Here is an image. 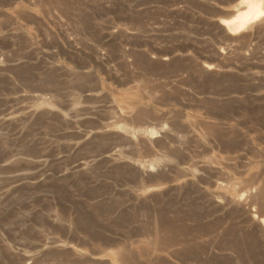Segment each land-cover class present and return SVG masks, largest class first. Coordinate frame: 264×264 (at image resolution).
<instances>
[{"label": "rangeland", "instance_id": "374dc122", "mask_svg": "<svg viewBox=\"0 0 264 264\" xmlns=\"http://www.w3.org/2000/svg\"><path fill=\"white\" fill-rule=\"evenodd\" d=\"M244 1L0 0V264L126 247L131 264H264V225L211 199L253 187L264 207V28L224 24Z\"/></svg>", "mask_w": 264, "mask_h": 264}, {"label": "bare ground", "instance_id": "6f19581e", "mask_svg": "<svg viewBox=\"0 0 264 264\" xmlns=\"http://www.w3.org/2000/svg\"><path fill=\"white\" fill-rule=\"evenodd\" d=\"M245 2V4L243 3V4H239V7L240 8H244V10L240 13V14H238L235 18H233V19H231V20H229V21H225L224 22V24H226L227 25V27L229 28V30H230V32L231 33H235V35H236V33L238 32L239 33V31L241 32L248 24H254L255 23V25H256V27L259 25V26H262L263 28H264V0H245L244 1ZM232 13H233V10H231V9H227L226 10V14L228 15V16H230V14L232 15ZM258 26V27H259ZM255 27V26H254ZM256 27H255V29L254 30H257L256 29ZM245 30V29H244ZM262 30V29H261ZM259 31V30H258ZM244 32V31H243ZM260 32V31H259ZM264 32V31H263ZM132 33H134V32H132ZM242 33V32H241ZM128 34V33H127ZM135 34V33H134ZM240 34V33H239ZM114 35V34H113ZM241 36V35H240ZM255 36V35H254ZM232 43V42H231ZM219 52V51H218ZM229 52V51H228ZM231 53V52H230ZM220 55H221V52H220ZM214 56V55H213ZM223 57H225V56H223ZM170 58V57H169ZM157 59V58H156ZM163 60H167L168 58L167 57H164V58H162ZM222 59H224V58H222ZM151 60V59H150ZM155 60V59H154ZM209 60V59H208ZM228 60V59H227ZM166 65V64H165ZM196 66H197V64H196ZM206 67V68H205ZM205 69H211L212 67L211 66H207V65H205ZM199 72V71H198ZM201 72H202V70H201ZM203 75V74H202ZM175 76V75H174ZM181 76H182V74H181ZM183 77V76H182ZM167 79H165V81H166ZM170 80V78H168V80H167V82ZM172 80V79H171ZM163 81V80H162ZM173 81H174V78H173ZM175 82V81H174ZM170 83V82H169ZM259 89V88H258ZM182 96V95H181ZM195 97V96H194ZM261 97V96H260ZM206 98V97H205ZM228 98V97H227ZM232 98V97H231ZM257 99V98H256ZM255 99V100H256ZM259 100V99H258ZM235 101V100H234ZM188 103V102H187ZM194 103V102H193ZM139 109V108H138ZM203 111V110H202ZM213 113V112H212ZM33 114H34V112H33ZM116 114V113H115ZM118 116H120V115H118ZM118 116H117V118H118ZM122 117V116H121ZM124 117V116H123ZM133 117H135V116H133ZM132 117V115H131V117H130V120H133L134 118ZM169 117V116H168ZM167 117V118H168ZM131 118H133V119H131ZM124 119V118H123ZM216 119V118H215ZM174 121V120H173ZM206 123V122H205ZM209 123V122H208ZM183 124V123H182ZM214 124V123H213ZM191 125V124H190ZM202 125V124H201ZM207 127V126H206ZM185 128H188V126L187 125H183V129H185ZM189 128H191V127H189ZM207 129V128H206ZM205 129V130H206ZM204 130V129H203ZM212 130V129H211ZM159 131V130H158ZM144 132V131H143ZM164 132H166V129H164L163 128V133ZM207 132V131H206ZM213 132H215V131H213ZM191 133V132H190ZM130 134H132V133H130ZM157 134V133H156ZM189 134V133H188ZM220 134V133H219ZM133 135H134V133H133ZM192 135V134H191ZM135 136V135H134ZM186 136V135H185ZM132 137V136H131ZM154 137V133H152L151 132V130H150V132H146V133H143V134H140V135H137L136 137H133V141L135 142L138 138H141L142 140H144L143 142H145V143H147V144H149L151 141H152V138ZM222 138V137H221ZM163 139V138H162ZM220 139V138H219ZM141 140V141H142ZM217 140V139H216ZM159 141V140H158ZM219 144V143H218ZM225 144V143H224ZM139 147V146H138ZM237 148V147H236ZM239 148V147H238ZM237 148V149H238ZM179 149V148H178ZM172 151V150H171ZM175 151V150H174ZM173 151V152H174ZM177 151V150H176ZM175 153V152H174ZM173 153V154H174ZM179 153V152H178ZM178 153H176V154H178ZM183 153V152H182ZM181 153V154H182ZM197 153V152H196ZM199 153V152H198ZM180 153H179V155L178 156H180L181 155ZM152 155V154H151ZM241 155V154H240ZM107 156H109V157H112V155H107ZM182 156V155H181ZM253 156V155H252ZM158 157V156H157ZM156 158V157H155ZM158 159H159V157H158ZM184 159V158H183ZM187 160V159H186ZM161 162L163 161V160H160ZM182 161V160H181ZM180 161V162H181ZM202 162V161H201ZM207 162V161H206ZM203 163V162H202ZM192 165V164H191ZM197 165V164H196ZM195 165V166H196ZM207 165V164H206ZM234 165V164H233ZM142 166V165H141ZM152 166V165H151ZM144 167H146V166H144ZM154 166H152V168H153ZM157 167V166H156ZM155 167V168H156ZM143 168V167H142ZM195 168V167H194ZM154 169V168H153ZM212 168H210L209 169V171L211 170ZM214 169V168H213ZM212 169V170H213ZM144 170H147V169H144ZM150 170V169H149ZM192 170H193V168H192ZM185 171V170H184ZM184 171H182V172H184ZM194 171H196V170H194ZM194 171H185V176L186 175H195V173H194ZM203 171H204V169H203ZM181 172V173H182ZM202 172V171H201ZM205 172V171H204ZM211 172V171H210ZM145 173V172H144ZM143 173V174H144ZM179 173V172H178ZM199 172H197V174H198ZM219 173V172H218ZM218 173H216V174H218ZM197 174H196V176H197ZM206 174V173H205ZM181 175V174H180ZM182 175H183V173H182ZM200 175H203V173L202 174H200ZM196 176H195V178H196ZM204 176V175H203ZM151 177V176H150ZM149 177V178H150ZM197 177H199V176H197ZM146 179V178H145ZM150 179H152V178H150ZM186 179V178H185ZM197 179V178H196ZM163 180V179H162ZM168 180V179H167ZM173 180V179H172ZM182 181V180H181ZM191 181V180H190ZM189 181V182H190ZM195 181V180H194ZM193 181V182H194ZM249 181V180H248ZM145 182V181H144ZM171 182V181H170ZM186 182V181H185ZM192 182V181H191ZM255 182V181H254ZM180 184H181V182H179ZM178 183V184H179ZM184 183V182H183ZM186 183H188V182H186ZM251 183H253L252 181H251ZM157 184H159V183H157ZM247 184V183H246ZM192 185V184H191ZM149 186V185H148ZM251 186V185H250ZM260 187H261V185H260ZM222 188H224V185L223 184H221V183H218V185H217V189H222ZM262 188V187H261ZM151 189V188H150ZM162 189V188H161ZM149 190V189H148ZM227 190V189H226ZM243 190V189H242ZM146 190H141L138 194H137V199H140V198H144L143 196H145L146 194H147V192L148 191H146ZM159 191V190H158ZM227 191H229V190H227ZM258 191V190H257ZM149 192H151V191H149ZM152 192H154V190L152 191ZM211 192V191H210ZM213 192V191H212ZM204 195V194H203ZM212 195V194H211ZM150 196H152V193H151V195ZM211 197V196H210ZM261 198H262V200H263V197H259V193H257V192H255V190L253 189V187H250V188H248V189H246L245 190V192H244V194H242L240 197H231L230 199H228L226 196H225V194L224 193H222V192H216L214 195H212V201H213V203L215 204V206H217V207H219V208H221V207H225V206H227V207H229L230 209H233V210H235V211H237V212H239V216L240 217H242L243 218V220L245 221V222H250V224L251 225H253V226H256L257 225V223H260L259 225V227H261V226H263L264 225V223H263V220L262 219H260L259 217H260V214H263V212L262 213H259L260 211V208H259V206H261V205H259L260 203H259V200H261ZM145 199V198H144ZM149 199V198H148ZM210 199V200H211ZM261 200V201H262ZM212 201H210V202H212ZM260 201V202H261ZM208 204V203H207ZM209 204H211V203H209ZM208 204V205H209ZM261 204H264V202L263 203H261ZM258 206V211L256 212V210L254 211L253 210V208L252 209H250V207H252V206ZM211 206V205H210ZM209 206V207H210ZM214 206V207H215ZM256 206V207H257ZM263 206V205H262ZM255 207V208H256ZM261 209H264V207L263 208H261ZM214 210V209H213ZM217 210V209H216ZM223 210V209H222ZM226 211V210H225ZM225 211H224V213H225ZM235 211H232L233 213L235 212ZM223 213V214H224ZM226 213H227V211H226ZM262 216V215H261ZM216 217V216H215ZM238 216L236 215V218H237ZM264 217V216H263ZM239 218V217H238ZM238 221H240L241 222V220H238ZM247 224V223H246ZM249 227V226H248ZM252 227V226H251ZM258 227V228H259ZM264 227V226H263ZM262 227V228H263ZM220 228V227H219ZM222 228V227H221ZM261 228V229H262ZM215 229V228H214ZM217 229V228H216ZM215 229V230H216ZM255 229V228H254ZM214 230V231H215ZM251 230H253V228L251 229ZM256 231V230H255ZM259 231V230H258ZM263 232H264V230H263ZM161 235V234H160ZM168 236V235H167ZM152 237V239H151V243H150V245H152V247H153V250H154V254L155 255H157V256H159L160 255V253H157V251L159 252V251H161V252H169V249L168 248H166L165 246L167 245V243L164 241V240H162V238L160 239V238H158L156 235H154L153 234V236H151ZM164 237V236H163ZM169 237V236H168ZM164 238H166V237H164ZM167 240V239H166ZM169 240V239H168ZM170 241H171V239H170ZM173 241V240H172ZM148 242V241H147ZM172 243L173 242H171V244H170V246H173L172 245ZM175 244V243H174ZM176 245V244H175ZM145 247V246H144ZM143 247V248H144ZM118 248V247H117ZM171 248V247H170ZM174 248V247H173ZM172 248V249H173ZM155 250H157V251H155ZM113 251H115V255L117 256V259H118V261L120 262V264H131L132 263V260H133V258H134V256H133V253L130 251V250H128L127 249V247L126 248H118L117 250H113ZM140 251V250H139ZM135 252V251H134ZM141 252V251H140ZM156 252V253H155ZM78 253V252H77ZM168 255V254H167ZM169 256V255H168ZM161 257V256H160ZM150 258V257H149ZM161 258H163V256L161 257ZM166 258V257H165ZM152 259V258H151ZM147 262V261H146Z\"/></svg>", "mask_w": 264, "mask_h": 264}]
</instances>
